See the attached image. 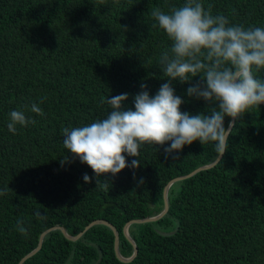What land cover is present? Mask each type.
Listing matches in <instances>:
<instances>
[{"label":"trees","instance_id":"trees-1","mask_svg":"<svg viewBox=\"0 0 264 264\" xmlns=\"http://www.w3.org/2000/svg\"><path fill=\"white\" fill-rule=\"evenodd\" d=\"M186 2L0 0V190L8 189L0 196V264H19L53 226L77 235L98 219L117 227L120 251L130 257L134 246L125 224L160 214L169 181L218 158L212 142L196 141L171 156L164 152L170 145H145L139 158L125 154L129 164L140 159L141 166L101 176L103 188L93 169L63 145V128L107 117L111 108L102 97L127 93L125 108L135 110L142 83L153 97L169 83L159 60L172 41L150 13L157 7L169 13ZM202 2L230 25L264 27V0ZM254 76L264 80V69H254ZM171 83L184 100L182 112L210 116L218 108L187 95L200 77ZM33 103L43 116L30 111ZM14 110L36 123L18 125L13 134L7 125ZM232 131L217 165L172 185L163 218L130 226L139 249L133 261L118 259L112 228L99 224L77 241L50 232L23 264H264V105L246 112Z\"/></svg>","mask_w":264,"mask_h":264},{"label":"clouds","instance_id":"clouds-1","mask_svg":"<svg viewBox=\"0 0 264 264\" xmlns=\"http://www.w3.org/2000/svg\"><path fill=\"white\" fill-rule=\"evenodd\" d=\"M211 7L206 10L202 0H187L169 13L152 8L151 16L172 41L170 53L165 50L159 60L169 83L162 84L154 97L142 83L143 90L134 97L135 110L125 108L127 93L102 97L101 103L111 108L106 118L62 129L64 148L93 169L98 187L108 186L107 181L101 184V176H116L128 167L138 169L140 159L129 164L125 154L139 158L145 145H170L164 152L171 156L196 141L203 145L212 142L222 157L235 121L250 109L264 105V80L254 76V69H264V27L245 29L230 25L224 15L214 16ZM196 77L201 78V83L190 86L187 95L218 105L212 108L210 116L182 112L184 100L171 83H190ZM30 111L44 115L36 103ZM9 117L7 127L13 134L18 125L36 123L20 110L11 111ZM226 117L231 118L227 127ZM83 179L91 183L87 174ZM7 191L0 190V196ZM36 216L40 218L41 214L37 212ZM18 225L19 232L27 235L21 221Z\"/></svg>","mask_w":264,"mask_h":264},{"label":"water","instance_id":"water-1","mask_svg":"<svg viewBox=\"0 0 264 264\" xmlns=\"http://www.w3.org/2000/svg\"><path fill=\"white\" fill-rule=\"evenodd\" d=\"M236 123V121H235ZM235 125V124H234ZM223 157V156H222ZM222 157H219L211 164H208V165H204V166H201L199 168H197L196 170H194L193 172L187 174V175H183V176H179V177H176L174 179H172L171 181H169V183L166 185L165 187V190H164V199H165V207H164V210L156 215V216H151V217H146V218H142V219H133V220H130L129 222H127L125 224V227H124V234L126 236V238L133 244L134 246V252L133 254L130 256V257H125L122 255L121 251H120V233L117 229V227L115 225H113L111 222L107 221V220H104V219H98V220H94L92 221V223H90L89 225H87L85 227V229L78 233L77 235H71L69 234V232L67 231V229L62 226V225H56V226H53L47 230H45L41 236H40V241H39V245L38 247L33 250L31 253L27 254L24 258H22V260L20 261L19 264H23L27 259L31 258L33 255H35L38 251L41 250L42 246H43V241H44V238L52 231L54 230H61L63 232V234L70 240L72 241H77L78 239H80L90 228H92L93 226L95 225H99V224H104V225H107L109 227L112 228L114 234H115V253L118 257V259H120L121 261L123 262H131L135 259V257L138 255V246L135 242V240L132 238L130 232H129V228L131 225L135 224V223H147V222H154V221H158L160 220L161 218H163L169 211V208H170V204H169V190L170 188L172 187V185H174L176 182L178 181H181V180H184V179H187V178H190L192 176H194L195 174H197L198 172L202 171V170H206V169H210L212 167H214L215 165H217L219 163V161L222 159ZM159 233L161 235H171L173 234V232H163V231H160L159 230Z\"/></svg>","mask_w":264,"mask_h":264}]
</instances>
